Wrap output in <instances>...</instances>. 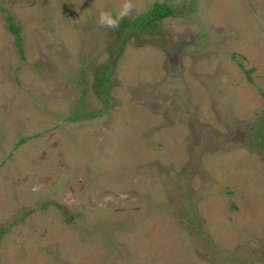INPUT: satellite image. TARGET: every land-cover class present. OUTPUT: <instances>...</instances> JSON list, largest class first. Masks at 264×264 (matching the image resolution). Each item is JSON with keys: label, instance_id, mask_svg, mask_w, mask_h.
Returning a JSON list of instances; mask_svg holds the SVG:
<instances>
[{"label": "rangeland", "instance_id": "rangeland-1", "mask_svg": "<svg viewBox=\"0 0 264 264\" xmlns=\"http://www.w3.org/2000/svg\"><path fill=\"white\" fill-rule=\"evenodd\" d=\"M157 1L105 105L124 0H0V264H264V0Z\"/></svg>", "mask_w": 264, "mask_h": 264}, {"label": "trees", "instance_id": "trees-1", "mask_svg": "<svg viewBox=\"0 0 264 264\" xmlns=\"http://www.w3.org/2000/svg\"><path fill=\"white\" fill-rule=\"evenodd\" d=\"M176 15V8L167 2L157 1L147 11L140 13L133 17H126L119 27L115 29V36L111 40L108 50L111 55V61L108 60L106 65L97 70L95 78L94 92L105 105H108L111 95L112 79L111 75L114 73L115 66L126 49L127 43L131 39H140L142 34L149 33L156 29L165 19ZM14 32L17 34V45L21 46L22 37L20 27L12 24ZM78 111V110H77ZM76 111V113H77ZM83 116L77 113L72 118L78 120ZM89 118H94L97 114L91 113L87 115ZM263 132L260 134L264 139ZM261 147L264 148V142L261 141Z\"/></svg>", "mask_w": 264, "mask_h": 264}, {"label": "clouds", "instance_id": "clouds-1", "mask_svg": "<svg viewBox=\"0 0 264 264\" xmlns=\"http://www.w3.org/2000/svg\"><path fill=\"white\" fill-rule=\"evenodd\" d=\"M134 10L135 5L132 0H124L115 15L111 10L101 11L98 16V24L107 29H116L119 27L121 21H123L126 17L131 16Z\"/></svg>", "mask_w": 264, "mask_h": 264}]
</instances>
